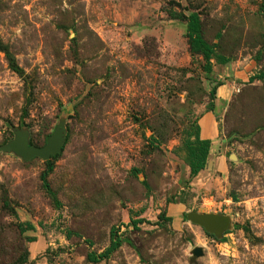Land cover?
Instances as JSON below:
<instances>
[{"label": "rangeland", "instance_id": "rangeland-1", "mask_svg": "<svg viewBox=\"0 0 264 264\" xmlns=\"http://www.w3.org/2000/svg\"><path fill=\"white\" fill-rule=\"evenodd\" d=\"M172 12L229 62L205 72ZM262 71L264 0H0V264H264ZM60 126L47 185L44 160L1 149Z\"/></svg>", "mask_w": 264, "mask_h": 264}, {"label": "trees", "instance_id": "trees-1", "mask_svg": "<svg viewBox=\"0 0 264 264\" xmlns=\"http://www.w3.org/2000/svg\"><path fill=\"white\" fill-rule=\"evenodd\" d=\"M173 19H182L186 23V33L185 37L187 39V43L189 46V50L193 54H199L204 59V71L210 72L212 69L211 59L215 58L216 64L225 65L229 62V59L220 55L215 56L213 53V49L210 45H208L201 37V25L199 21V17L196 12H191L188 15H184L182 13L172 12L171 16ZM264 71L250 78V80L254 79H263ZM210 140L202 139L199 136V128L196 127L194 133V139L192 141L188 140L186 142V150H187V158H188V166H189V175L190 177H195L201 170L204 169L206 164L207 155L209 152ZM56 156H51L48 160L45 161V170L41 174V181L46 184V177L53 169V164L51 158ZM47 185V184H46ZM54 201L55 197L52 196ZM6 207L7 204L5 203ZM19 229L21 231H25L27 229H31L29 224H26V228H21V224L19 225ZM33 239H30L29 242H33ZM121 245V241L117 236V230L114 228L111 229L110 232V244L107 249H105L100 254L89 253L87 255V260L92 263L99 262L103 259H107L114 251H116Z\"/></svg>", "mask_w": 264, "mask_h": 264}, {"label": "water", "instance_id": "water-1", "mask_svg": "<svg viewBox=\"0 0 264 264\" xmlns=\"http://www.w3.org/2000/svg\"><path fill=\"white\" fill-rule=\"evenodd\" d=\"M63 142L64 129L62 126L56 129L54 134L47 139L45 145L42 148L30 146L27 141L26 134L22 131H15L14 138L1 149L3 151L13 152L24 160H30L33 157H39L46 161L51 156L60 152ZM187 219L214 234H218L221 229L226 226L225 218L212 215H197L195 213H188ZM196 254H199L197 250Z\"/></svg>", "mask_w": 264, "mask_h": 264}, {"label": "crops", "instance_id": "crops-1", "mask_svg": "<svg viewBox=\"0 0 264 264\" xmlns=\"http://www.w3.org/2000/svg\"><path fill=\"white\" fill-rule=\"evenodd\" d=\"M218 105H220V104H218ZM208 123V122H207ZM202 129V128H201ZM203 139V138H202ZM204 139H208V137H205Z\"/></svg>", "mask_w": 264, "mask_h": 264}]
</instances>
